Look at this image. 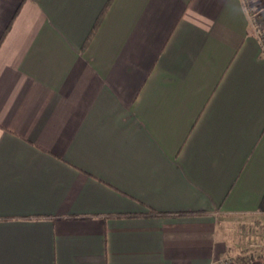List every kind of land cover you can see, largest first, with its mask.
<instances>
[{
  "label": "crops",
  "instance_id": "obj_1",
  "mask_svg": "<svg viewBox=\"0 0 264 264\" xmlns=\"http://www.w3.org/2000/svg\"><path fill=\"white\" fill-rule=\"evenodd\" d=\"M263 198L264 0H0V264H246Z\"/></svg>",
  "mask_w": 264,
  "mask_h": 264
},
{
  "label": "rangeland",
  "instance_id": "obj_2",
  "mask_svg": "<svg viewBox=\"0 0 264 264\" xmlns=\"http://www.w3.org/2000/svg\"><path fill=\"white\" fill-rule=\"evenodd\" d=\"M263 225L264 220L262 219L257 221L255 218H228L220 221L218 230L220 237L235 248L234 254L239 256L250 250L253 251V254H250V257H255L259 253L260 246L255 240L248 239L250 235L246 234L249 232H255L254 235H257L258 231L263 232ZM242 260L244 259L241 258V261Z\"/></svg>",
  "mask_w": 264,
  "mask_h": 264
},
{
  "label": "trees",
  "instance_id": "obj_3",
  "mask_svg": "<svg viewBox=\"0 0 264 264\" xmlns=\"http://www.w3.org/2000/svg\"><path fill=\"white\" fill-rule=\"evenodd\" d=\"M260 211L261 212H264V198L261 202V205H260ZM246 264H264V259H252L250 261H248Z\"/></svg>",
  "mask_w": 264,
  "mask_h": 264
}]
</instances>
